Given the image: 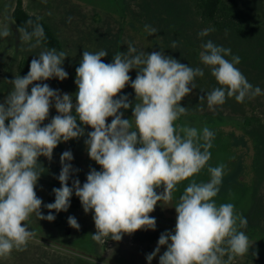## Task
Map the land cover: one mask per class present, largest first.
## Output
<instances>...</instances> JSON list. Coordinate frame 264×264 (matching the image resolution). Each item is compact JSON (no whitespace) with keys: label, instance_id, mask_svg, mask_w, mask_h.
Returning a JSON list of instances; mask_svg holds the SVG:
<instances>
[{"label":"clouds","instance_id":"9594fccd","mask_svg":"<svg viewBox=\"0 0 264 264\" xmlns=\"http://www.w3.org/2000/svg\"><path fill=\"white\" fill-rule=\"evenodd\" d=\"M26 24L31 26L33 21L29 19ZM145 29L156 31L148 25ZM211 31L214 29H204L198 35L207 36ZM18 32L21 44L36 38L31 47L39 45L45 35L40 24H35L32 32L23 27ZM9 35L7 28L0 31V36ZM201 47L200 60L210 66L211 74L223 86L206 94L209 108L222 105L226 94L243 102L250 92L261 93L259 87L252 91L253 86L235 66L240 64V57L225 59L231 55V49L217 46L211 40ZM135 52L130 44L126 52L113 56L112 63H104L106 51H84L76 69L75 104L72 95L52 89L46 83H34L68 78L62 66L66 59L63 51L57 53L53 48L40 52L32 59L27 75L9 81L12 90L0 103V257L9 255L13 248L22 250L34 236L24 223L30 214L35 213L39 220L54 221L53 210L67 212L73 192L85 213L94 211L97 231L92 238L96 241L109 236L121 241L123 234L155 230L156 219L149 214L158 202L170 201L177 183L198 173L210 160L212 131L205 127L198 138L195 128L184 127L182 137L174 127V121L187 111L181 100L196 88L194 79L202 77L204 71L193 69L163 51L132 55ZM132 69L137 70L134 81L129 76ZM129 83L136 93L134 106L127 95L114 99ZM204 99L205 96L200 97L201 101ZM53 104L59 115L42 126ZM129 108L133 109L131 120L124 119L120 111ZM109 117H113L110 124L106 123ZM78 120L94 131L86 133ZM133 121L136 130H132ZM85 134L88 154L102 166V171L92 168L83 186L77 178L69 187V180L79 170L71 163L72 152H63L57 177L61 187L53 189L55 202L44 205L49 214L43 215V201L37 197L35 188L45 169L38 158L51 160L60 142L79 139ZM199 139L205 143L200 145ZM223 170L224 165L210 167L209 182H194L186 187L175 206L174 234L161 233L158 246L146 256L148 264H152L165 245L167 250L159 256V264H228L221 259L226 253L235 256L248 253L249 238L235 227L237 220L240 227H245L246 218L234 215L233 204L218 207L213 202ZM161 185L164 191L158 195L155 189ZM68 223L80 228L74 216L68 217ZM225 241L227 248L222 247ZM232 258L229 255L228 260Z\"/></svg>","mask_w":264,"mask_h":264},{"label":"rangeland","instance_id":"374dc122","mask_svg":"<svg viewBox=\"0 0 264 264\" xmlns=\"http://www.w3.org/2000/svg\"><path fill=\"white\" fill-rule=\"evenodd\" d=\"M17 0H0V31L7 28L8 37L0 36V102L2 103L12 90L9 81L19 76V65L23 59L37 58L40 52L49 50L34 42H20V33L12 14ZM25 9L48 22L64 44L66 59L63 68L69 74L61 81L51 78L44 83L61 93L72 95L76 103L75 94L78 86L75 83L77 64L84 51L97 53L104 50L108 55L102 58L104 63H112L114 55L126 52L131 44L136 49L132 55L141 52L147 54L153 51H163L193 69L201 68L202 77H195L196 88L185 96L180 104L187 108L174 121V127L183 137L181 129L195 128L198 138L202 137L205 127L214 133L211 139L212 147L210 160L193 176L177 183L172 191V199L168 202L160 201L151 212L150 217L156 219V228L166 231L174 230L177 223L175 206L180 202L186 187L192 183H207L211 179L210 167L224 165L219 191L213 202L219 207L221 204H233L234 215L246 218L247 225L240 227L239 220L235 225L238 232L243 231L249 238V251L243 256L228 253L221 259L228 264H264V223L260 229L252 227L248 221L249 214L255 202H264V37L252 46L240 43L233 32L235 27H259L264 35V0H222L217 16L219 25L206 21L197 10L195 0H24ZM164 15L163 17H159ZM156 29L154 33L146 30L145 26ZM204 29H214L207 36L198 34ZM211 40L217 46L231 49V55L225 59L231 61L232 56L240 57L243 75L252 80L253 92L255 87L261 89L258 95L251 92L246 96L249 101L246 108L239 109L234 101L227 106L226 99L222 105L209 108L206 94L215 89L207 77L211 71L200 60L203 51L202 44ZM175 42V47L173 43ZM256 48V53L250 50ZM259 64V67L256 65ZM237 66V65H236ZM129 76L134 81L137 70L132 69ZM32 85L29 86V94ZM120 95H127L133 106L136 103V93L131 83L121 91ZM205 96L204 100H200ZM236 109V111H235ZM124 119H133V109H121ZM59 115L54 104L50 107L49 117L42 126L51 122ZM113 117L107 118L110 124ZM248 122L250 124H248ZM256 130L261 144L259 151L248 135L250 130ZM86 133L94 131L91 126H85ZM135 129L133 121V129ZM82 137L79 147L72 149L69 141L65 143V151H71L74 159L71 161L74 169H78L71 181L79 179L81 186L87 181V175L92 168L102 171V166L92 160L88 154L85 140ZM203 145L205 141L199 139ZM139 147V145H138ZM204 149L201 148V151ZM64 151V152H65ZM61 155H53L49 160L41 156L38 161L45 172L39 178L35 191L42 199L41 212L47 215V187L52 181L55 170L61 167ZM157 194L164 191L161 185L155 189ZM93 212L85 213L83 206L79 209L69 208L64 212L62 225H55L47 220H39L35 213L30 214L24 222L34 236L23 246L22 250L13 248L12 252L0 257V264H148L147 254L152 253L158 246L155 243H137L132 234H123L121 241H109L107 237L96 241L92 238L97 229L93 220ZM74 216L79 229L71 227L68 217ZM152 230V229H151ZM222 247L227 248L225 241ZM167 250L162 246L152 264H159V256ZM229 255H233L231 261Z\"/></svg>","mask_w":264,"mask_h":264},{"label":"trees","instance_id":"16d2710c","mask_svg":"<svg viewBox=\"0 0 264 264\" xmlns=\"http://www.w3.org/2000/svg\"><path fill=\"white\" fill-rule=\"evenodd\" d=\"M234 1V0H233ZM222 0H195V5L197 10L200 12L202 18L206 21L217 23L219 25V22L217 20V16L220 10ZM164 15H160L159 17H163ZM13 20L15 24L17 25L18 28H26L28 32H32L33 27L35 24H40L43 29H44V37L41 38L40 45L51 50V49H56L57 53L60 51L64 52V44L62 39L59 37L57 32L54 30V28L46 22L43 18L30 14L24 7V0H17L16 1V6L12 14ZM164 18V17H163ZM31 19L33 21V25H27L26 21ZM166 19V18H164ZM235 33V38L237 41H239L242 44H245L247 46H252L256 42L260 41L261 37H264V35L261 34L262 31H260L259 27H251V28H243V27H235L233 29ZM263 33V32H262ZM260 39V40H259ZM258 40V41H257ZM31 42L36 43V38L33 37ZM250 50L254 53H256V48L255 47H250ZM31 60L29 59H23L20 62L19 65V76H25L27 75L29 71ZM80 64H77V67H79ZM236 66V65H235ZM241 73L243 74V68H241L239 65L236 66ZM256 67H259V64L256 65ZM207 77L210 79L211 83H213L214 87H223L218 84L216 78L211 74V71L206 74ZM247 81L252 84V80L250 78H247ZM34 83H44V81H36ZM234 101H236L235 96L233 97H227L226 94V103L227 106H231ZM237 102V101H236ZM249 101L245 97L243 102H238L240 108L239 109H245L246 105ZM1 103V102H0ZM232 107V106H231ZM74 111V110H73ZM236 111V109H235ZM9 122L6 121V125ZM78 125L85 127L84 125L81 124V122L78 120L77 121ZM248 124H250L248 122ZM248 135L250 138L253 140L255 144V148L257 149V152L259 151V147L261 144L258 142V135L256 133V130H250L248 132ZM82 137L79 139H71L69 140L70 147L72 149H75L80 146L81 144ZM65 143L60 142L57 147L53 150V155H62V153L65 151ZM61 172V167L58 166L55 170L54 176L52 181L49 182L48 187H47V204L48 203H54L55 202V194L53 192L54 188H60L61 184L60 181L58 180V176ZM69 187H72V181L69 180ZM82 207L80 199L75 195L73 192V195L71 196V203L70 207L72 209H79ZM94 213V211H92ZM46 213L47 215L49 214V210L46 208ZM53 215H55L56 219L54 221H51L53 224L59 226L62 225L64 222V211H61L59 213L55 212L53 210L52 212ZM250 225L255 228H259L261 223H264V202L262 199L259 201L255 202L251 212L249 214V219H248ZM260 229V228H259ZM163 233V230L157 229V230H151V229H140L136 231L135 233H132V238L135 242L137 243H155L156 241L159 240V237ZM264 233V231H263ZM109 241H114L111 239V236L107 237ZM225 255H228L226 253Z\"/></svg>","mask_w":264,"mask_h":264}]
</instances>
